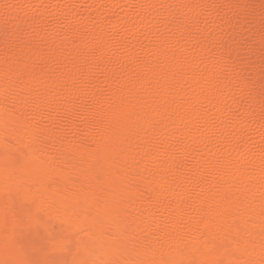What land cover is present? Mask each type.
I'll return each mask as SVG.
<instances>
[{"label":"bare ground","instance_id":"obj_1","mask_svg":"<svg viewBox=\"0 0 264 264\" xmlns=\"http://www.w3.org/2000/svg\"><path fill=\"white\" fill-rule=\"evenodd\" d=\"M0 264H264V0H0Z\"/></svg>","mask_w":264,"mask_h":264},{"label":"rangeland","instance_id":"obj_2","mask_svg":"<svg viewBox=\"0 0 264 264\" xmlns=\"http://www.w3.org/2000/svg\"><path fill=\"white\" fill-rule=\"evenodd\" d=\"M255 33V32H254Z\"/></svg>","mask_w":264,"mask_h":264}]
</instances>
